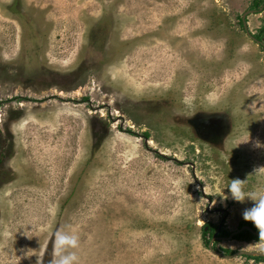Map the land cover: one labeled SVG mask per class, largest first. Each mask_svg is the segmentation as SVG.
<instances>
[{
    "label": "rangeland",
    "instance_id": "obj_1",
    "mask_svg": "<svg viewBox=\"0 0 264 264\" xmlns=\"http://www.w3.org/2000/svg\"><path fill=\"white\" fill-rule=\"evenodd\" d=\"M253 3L0 0V264H51L58 230L79 264H264L203 235L253 207L232 179L264 192Z\"/></svg>",
    "mask_w": 264,
    "mask_h": 264
},
{
    "label": "clouds",
    "instance_id": "obj_2",
    "mask_svg": "<svg viewBox=\"0 0 264 264\" xmlns=\"http://www.w3.org/2000/svg\"><path fill=\"white\" fill-rule=\"evenodd\" d=\"M227 188L231 197L236 201H244L250 198L255 203L253 207L243 212V218L251 221L259 230V234L264 236V192L245 193L240 179H232ZM227 199V194L224 195ZM53 260L51 264H79L77 249L79 248V236L69 230H58L53 233Z\"/></svg>",
    "mask_w": 264,
    "mask_h": 264
},
{
    "label": "trees",
    "instance_id": "obj_3",
    "mask_svg": "<svg viewBox=\"0 0 264 264\" xmlns=\"http://www.w3.org/2000/svg\"><path fill=\"white\" fill-rule=\"evenodd\" d=\"M261 6H264V0H254V3L252 5V7L254 9L259 8V7L261 8ZM256 37L263 40V38H264V25L261 27L260 32L256 34ZM244 225L251 226L256 232L259 233V230L255 227V225L251 221L245 220L244 222L241 223L240 228ZM230 234H231V232L228 229H226L225 227L220 226L218 224L212 223V222L207 223L203 228V235L206 238L207 244L210 243L211 239L215 235L219 236V237H223V236H228ZM235 239L241 240V241H252V240L264 241V237H260L250 230H244V231L238 233L235 236ZM216 244L214 245V248H216ZM227 252L232 253L234 251L231 249H227ZM248 257L253 258L256 261H263L264 260V256H248Z\"/></svg>",
    "mask_w": 264,
    "mask_h": 264
},
{
    "label": "water",
    "instance_id": "obj_4",
    "mask_svg": "<svg viewBox=\"0 0 264 264\" xmlns=\"http://www.w3.org/2000/svg\"><path fill=\"white\" fill-rule=\"evenodd\" d=\"M251 13H255V10H248L244 16H243V23H244V26L247 30V33L248 35L255 41H257L256 37L252 34L251 30L249 29V26H248V22L246 21V17L248 15H250ZM258 43H260L261 45L264 46V41H258ZM244 230H250L252 231L253 233L257 234L258 236L260 237H264L262 235H260L258 232H256L251 226L249 225H244L242 228L236 230L235 232H233L229 237H219V236H214L212 239H211V242L209 244V248L210 250L214 253V254H217L219 256H224L225 258H232V257H237V256H241V255H249V256H264V253L263 252H252V251H248V250H241V251H238V252H235L233 255H223L220 251L216 250L214 248V242L218 239H224V240H233L234 239V236Z\"/></svg>",
    "mask_w": 264,
    "mask_h": 264
},
{
    "label": "flooded vegetation",
    "instance_id": "obj_5",
    "mask_svg": "<svg viewBox=\"0 0 264 264\" xmlns=\"http://www.w3.org/2000/svg\"><path fill=\"white\" fill-rule=\"evenodd\" d=\"M253 35H254V34H253ZM254 36L256 37V35H254ZM256 39H257L256 42H258L259 40H260V41H264V38H263V40H261V39H259V38L256 37ZM262 46H263V45H262Z\"/></svg>",
    "mask_w": 264,
    "mask_h": 264
},
{
    "label": "bare ground",
    "instance_id": "obj_6",
    "mask_svg": "<svg viewBox=\"0 0 264 264\" xmlns=\"http://www.w3.org/2000/svg\"><path fill=\"white\" fill-rule=\"evenodd\" d=\"M0 120H1V116H0Z\"/></svg>",
    "mask_w": 264,
    "mask_h": 264
}]
</instances>
